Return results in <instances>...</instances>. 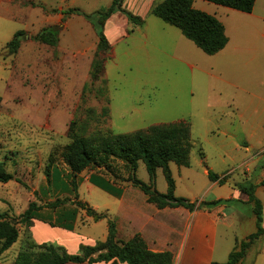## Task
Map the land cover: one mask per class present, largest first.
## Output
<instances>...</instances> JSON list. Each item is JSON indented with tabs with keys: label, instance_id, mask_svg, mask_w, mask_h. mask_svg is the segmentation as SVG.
<instances>
[{
	"label": "rangeland",
	"instance_id": "rangeland-1",
	"mask_svg": "<svg viewBox=\"0 0 264 264\" xmlns=\"http://www.w3.org/2000/svg\"><path fill=\"white\" fill-rule=\"evenodd\" d=\"M112 1L0 0V163L14 177L0 183V212H5L19 231L17 242L0 251V264H15L29 241L61 243L71 254L78 253L74 249L77 241L89 246L105 241L108 221L94 222L71 204L76 199L115 223L117 218L126 222L130 229L117 228L120 241L136 234L143 237L142 228L148 237L162 233L157 224L165 214L146 208L138 188L125 190L123 202L96 185L91 190L82 184L93 173L101 175L114 191L133 187L127 180L132 171L121 161L113 160L107 169L92 167L78 174L74 190L73 174L62 158L71 142L69 129L74 121L89 123L81 133L85 136L94 131L122 134L154 124L187 121L194 146L188 167L170 164L175 195L192 201L221 197V188L208 190L210 180L205 171L209 169L225 176L240 192L243 187L255 186L256 196L264 204V36L252 33L250 21L241 16L226 19L230 47L223 57L214 58L179 29L151 14L152 7L163 0H126L124 8L145 23L135 26L121 13L106 22L109 50L102 55L105 71L93 80L92 64L99 42L94 27L82 16L69 17L63 23L61 11L78 8L93 14L108 8ZM194 7L212 15L223 9L204 0H194ZM48 26L61 28L56 47L34 39ZM18 31L26 36L19 50L11 53L7 44ZM245 58L250 59L249 64L243 62ZM136 176L150 182L141 161ZM155 188L160 193L167 191L161 169L156 172ZM57 199L69 201L58 209L44 208L38 216L55 222L58 216L76 210L75 237L61 231H35L37 223L49 226L39 219L29 228L21 222L20 216L31 202L45 205ZM229 206L231 226H220L221 247L234 244L233 236L242 238L256 228L251 203L238 201ZM146 243L150 250L160 252L159 246L151 243L150 248ZM255 247L260 250L255 264H264V237Z\"/></svg>",
	"mask_w": 264,
	"mask_h": 264
},
{
	"label": "trees",
	"instance_id": "trees-1",
	"mask_svg": "<svg viewBox=\"0 0 264 264\" xmlns=\"http://www.w3.org/2000/svg\"><path fill=\"white\" fill-rule=\"evenodd\" d=\"M218 6H223L243 13H252L256 0H204ZM126 0H113L112 4L104 9L86 14L81 9L69 8L61 11L64 21L72 16H82L92 23L98 37V46L95 59L92 64L91 77L97 80L105 71V59L102 56L109 50V42L104 33L106 22L115 14L121 13L135 26L145 23L140 16L134 15L124 8ZM151 14L164 23L179 29L182 35L194 43L206 55L213 56L228 44V37L224 25L213 15L194 7V0H163L154 5ZM60 26H48L41 29L35 36V40L46 45L56 47L59 42ZM24 31L15 33L7 44L11 53H16L25 39ZM88 122L78 124L74 121L69 129L71 142L65 146L62 158L69 167L73 178L71 184L77 190L76 176L92 167L107 169L113 160L121 161L132 175L127 180L134 188H138L147 197V202L153 204L159 210L165 208H184L190 212L199 209H210L223 203V200L192 201L183 197H177L176 183L172 175L170 164L188 167L190 155L193 149L191 137V125L187 121L175 123L154 124L145 129L130 133L116 134L111 131H94L89 136L81 134L88 128ZM143 162L150 177V182L145 183L137 178L139 162ZM158 169L163 171L167 182V191L160 193L155 188V177ZM49 176V174H48ZM104 179V177H102ZM208 178L212 182L225 184L226 177L208 170ZM0 163V183L6 184L13 180ZM106 192L119 195L107 186L101 179L96 183ZM248 197V202L253 206L256 219V231L242 241L229 255L227 262L212 264H238L246 255L253 243L264 235V207L256 196V187L249 186L241 189ZM68 199H57L47 202L45 205H37L31 202L25 212L20 216L21 222L26 227H32L33 221L39 219L48 223L53 228H62L73 231L77 213L76 210L68 211V214L58 216V221L39 218L38 213L46 209H58L65 205ZM71 204L86 212V215L94 222L108 221V234L105 241H99L94 246L81 244L78 253L71 254L67 249L54 243L37 244L29 241L19 252L15 264H174V255L170 251L154 252L149 249L146 241L140 234L134 235L127 241L117 239V225L108 219L104 213L97 212L87 202L76 199ZM19 231L11 222L5 212H0V251L10 249L18 240Z\"/></svg>",
	"mask_w": 264,
	"mask_h": 264
},
{
	"label": "crops",
	"instance_id": "crops-1",
	"mask_svg": "<svg viewBox=\"0 0 264 264\" xmlns=\"http://www.w3.org/2000/svg\"><path fill=\"white\" fill-rule=\"evenodd\" d=\"M222 8L223 9H216V10L218 12L220 11L219 12L221 13L220 15L224 16L225 20H223L221 16L218 15L219 13L218 14L215 13L213 14V16H215L224 25L225 33L228 37V44L225 49L213 55L212 57L214 58H220L221 56L223 57L230 47L231 39L228 34L226 19H230L234 16H239V17L241 16L242 18L250 21L249 30L252 33H255V34L261 33V35L264 36V0H256L254 9L252 13H249V14L243 13L237 10H233L230 8H226V7H222ZM243 62L249 64L250 59L246 60L245 58ZM208 170L209 169L205 171L207 175H208ZM100 176L101 175H96V174L91 173L90 175L87 176L85 180H83L82 184H88L87 186L91 190H95L96 186L97 188L102 189L96 184L97 182L101 181ZM222 176L223 175H221L220 177ZM218 187L221 188L223 195L214 200H223L224 202L219 205L214 206L213 208L199 209V210H195L194 212H190L184 208H176V209L165 208L163 210H159L157 209L155 205L147 202V197L142 192L143 194L142 201L144 202V205L146 208L150 209L154 214H158V215L165 214L164 220L160 221L157 224V227L162 228V233L165 236L162 235V233H158V235L151 234L148 237V235L142 228V236L148 242L150 248L153 247L152 245H154L156 248V245H157L159 246L158 247L159 250L157 251L172 252L174 254V264H212L213 262H218V263L227 262L230 253L234 251L242 241L246 240V238L249 235L254 233L256 231V228L254 231L247 232L244 236H242V238L233 236L232 238H233L234 244L225 243V245H223L222 247L218 245V234H219L220 226H225L226 228L231 226V223L228 222L229 217H230V214H228L229 209H230L229 204H232V202H238V201L242 203H248V197L242 192H240L239 190H237L236 188L231 187L230 184L227 182L223 185H220L218 182L210 181L208 190L212 191ZM130 188H134V187H129L126 189L119 188L117 190V192H119V195L117 196L109 192H106V193L124 202L125 201V194H124L125 190H128ZM198 201H205V200H198ZM252 209H253V206H252ZM171 210H176V211H171ZM178 214L181 216L185 215V217L177 216ZM174 215L175 217H173L170 220H167V218H170V216H174ZM152 218L153 217H149L148 221H152ZM120 220L121 219L117 218V221H116L118 230H119V226H122V227L126 226L129 228L126 222H123ZM239 222L240 224L244 223V221L242 220V217ZM254 222H255V227H256L255 216H254ZM263 226H264V223H263ZM34 227H35L34 228L35 231L37 229L46 230V232L61 231L62 233H64L65 235H68L69 237L76 236L75 234H72V231H68L62 228H53L45 224L43 225V224L37 223L36 226ZM37 237L39 238V240L44 238L42 236H37ZM77 237L81 238L79 236ZM263 237L264 235L259 240L253 243V245L247 250L245 257L238 264H246L245 262L247 261H249L250 264L251 263L255 264L257 255L260 252V250H258L255 246H257V243H259L260 240L263 239ZM44 239H47V238H44ZM45 241H48V240H45ZM79 242L80 241H77L75 244L74 249H76V251H78L79 246L81 245Z\"/></svg>",
	"mask_w": 264,
	"mask_h": 264
}]
</instances>
